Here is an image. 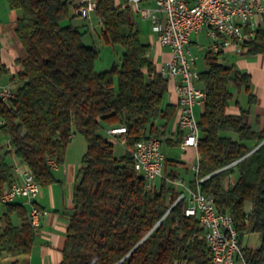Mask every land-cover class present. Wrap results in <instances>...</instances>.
<instances>
[{"label":"trees","instance_id":"trees-1","mask_svg":"<svg viewBox=\"0 0 264 264\" xmlns=\"http://www.w3.org/2000/svg\"><path fill=\"white\" fill-rule=\"evenodd\" d=\"M6 3L19 13L15 33L26 56L11 77L14 98L0 102V134L8 148L0 154V199L15 183V165L25 166L39 187L51 184L48 161L63 163L76 132L86 150L60 264H211L203 228L184 215L183 201L175 203L180 190L168 180L176 176L147 190L133 167L135 144L151 136L162 142L178 104L162 106L168 80L156 70L127 1L94 0L101 38L123 48L119 63L102 71L94 70L98 52L83 44V33L60 26L70 18L68 0ZM79 7L73 5L75 15ZM241 48L248 55L264 54V28ZM220 55L205 51L198 77L205 99L198 118L197 173L188 186H198L216 212L231 217L245 264H264V120L258 129L251 125L256 99L250 76L220 61ZM5 74L0 63V82ZM242 89L247 108L229 114L234 93ZM116 127L126 129L120 156L101 134ZM181 135L164 141L178 146ZM10 154L15 165L6 159ZM251 234L259 237L255 249L242 245ZM36 235L22 204L0 202V258L29 254Z\"/></svg>","mask_w":264,"mask_h":264},{"label":"built area","instance_id":"built-area-1","mask_svg":"<svg viewBox=\"0 0 264 264\" xmlns=\"http://www.w3.org/2000/svg\"><path fill=\"white\" fill-rule=\"evenodd\" d=\"M133 12L141 18L152 21V31L156 41L162 48H167L170 58L161 69V74L177 80L176 94L178 98L177 128L182 134L181 149L196 148L199 137L198 119L194 108L202 105L205 93L198 83L199 73L196 71L197 57L190 48L193 36L205 32L209 39L205 51L219 53L231 45L240 46L253 39L256 29V18L264 17V2L261 0H153V7L143 6L144 0H126ZM76 15L80 19H89L95 8L94 0H81ZM161 15L162 20H158ZM15 91L10 84L0 85V102L7 103L14 98ZM125 127L111 128L107 134L125 141ZM134 170L145 181V188L152 190L156 181L162 177L165 157L161 150L159 138L151 136L137 142L132 152ZM51 169L57 164L49 160ZM197 173V165L193 167ZM14 172L20 180L15 181L1 196V204L12 203L23 198L29 205L28 219L30 225L38 229L40 218L47 211L36 207L34 199L39 192L31 173L25 168ZM202 179L197 181L199 184ZM173 186L180 188L175 201L184 202V215L195 217L203 228V240L210 252V260L217 264L221 253H229L228 264H245L235 230L233 248L222 251V242L227 237L226 227H233L228 214L215 210L211 197L200 192L199 187L190 188L182 179L176 177L168 180Z\"/></svg>","mask_w":264,"mask_h":264},{"label":"crops","instance_id":"crops-1","mask_svg":"<svg viewBox=\"0 0 264 264\" xmlns=\"http://www.w3.org/2000/svg\"><path fill=\"white\" fill-rule=\"evenodd\" d=\"M81 0H78L74 5H79ZM264 2V0H261ZM143 6L153 7V0H144ZM0 63L6 69V74L2 77L0 85L10 84L15 89L16 84L11 81V77H15L21 70V66L18 64L19 61L23 60L26 56L25 50L18 40L15 27L16 21L19 18V13L8 7L6 0L3 7L0 2ZM137 16V15H136ZM138 17V16H137ZM139 21H147L149 24L148 33L146 31L139 30L140 37L146 36L150 40L146 44L150 45V57L155 64L156 70L161 73V69L164 67L165 62L170 58V52L167 48H162L156 41V34L152 31V21L148 18L138 17ZM78 19H80L78 17ZM158 20L161 21V15H158ZM140 21V22H141ZM264 28V17L256 18V29ZM255 29V30H256ZM202 36L205 38L206 47L209 39L205 32H202L196 36H193L190 41V48L201 50L202 46L198 42V38ZM151 38H154L151 41ZM153 42V43H152ZM228 54H236L238 58L235 61V66L246 72L250 76V92L255 97L256 102L251 106V114L254 118L256 125H260L264 120V54L248 55L239 46L231 45L228 48L221 51L220 59L225 62V57ZM197 57V56H196ZM198 59V58H197ZM226 63V62H225ZM167 92L163 97L162 106L174 105L177 106L178 98L176 94L177 80L167 77ZM239 104L231 103L227 109L229 114L239 113ZM202 112V105H198L194 108L196 118ZM177 116L176 114L167 125L165 130L164 140H170L174 142L179 137V130L177 128ZM257 121V122H256ZM81 136V135H80ZM110 136V135H109ZM114 139V137L110 136ZM74 138V139H73ZM74 135L70 138L72 144L66 147V153L64 156L63 163L57 165L56 168L51 170L53 182L47 186L39 187L37 197L34 199L33 204L47 211V214L40 218V225L37 229V235L29 254L10 256L4 254L0 258V264H60L62 261V251L65 243V234L68 227L69 217L73 211V200L72 192L73 186L76 182V177L79 169L82 165V157L86 150V142L83 138V143L80 139H75ZM182 140V135L180 136ZM85 143V146L83 145ZM121 143V142H120ZM124 145V143H121ZM169 145V144H167ZM162 146V142H161ZM172 146V145H169ZM177 147L181 152L180 160H169L165 157L162 177L172 175L182 179L183 183H188L194 178L195 172L193 167L197 165V150L196 148L181 149ZM0 143V154L6 151ZM11 165H15L13 156ZM164 161V162H165ZM166 167H169L167 171ZM26 167L18 165L19 171H23ZM15 181H19L20 177L17 172H14ZM161 178L156 181V185L160 183ZM177 190L180 188L176 187ZM14 202L22 204L27 213L29 211V205L25 203L23 198H18ZM12 222L16 225L20 224V220L13 216ZM242 245L255 249L259 245V237L257 234H251L246 236Z\"/></svg>","mask_w":264,"mask_h":264},{"label":"rangeland","instance_id":"rangeland-1","mask_svg":"<svg viewBox=\"0 0 264 264\" xmlns=\"http://www.w3.org/2000/svg\"><path fill=\"white\" fill-rule=\"evenodd\" d=\"M78 0H68V7L70 11V18L67 20H64L60 23V26H73L78 29L81 33H83L82 42L84 45L94 48L98 52V57L94 65L95 71H102L109 69L113 64H118L121 53L123 52V48L119 45H112L110 43H106L100 36L101 26L99 25L98 19L96 16L92 13L89 17V19H78V17L75 15V11L73 10V5ZM3 7L5 5V0H0ZM1 9V7H0ZM141 21V20H140ZM139 21V18L135 15V23L137 28L142 31H146L148 33L149 24L147 21ZM141 41L143 43H146L150 39L146 36L140 37ZM154 38H151V41H153ZM198 42L201 44L202 49L196 50L192 49V52L195 56H197L196 61V71L197 73H200L205 69V63H204V53H205V46H206V40L204 37L200 36L198 38ZM153 43V42H152ZM225 62L227 64H234L235 61L238 58L236 54H228L225 57ZM222 61V60H220ZM238 102L239 106L243 109L247 108V95L244 93L243 89L239 93H234V99L232 101ZM251 125L254 127V129H258L260 125H256L254 122V118L251 114ZM169 127V125H168ZM101 134L114 144V152L116 156H120L124 153V145L120 143V140L117 138H111L104 130L101 132ZM72 135L76 137L75 139H80L81 143H83V138L76 132H74ZM74 139V138H73ZM72 139V140H73ZM72 140L69 139L67 143V147L72 144ZM0 143L3 145V149H5L7 144V138L5 136H2L0 134ZM85 146V143L83 144ZM161 150L163 155L166 156L169 160H180L182 152L177 147H172L166 144V142L162 141ZM8 163H12L13 159L10 155L7 156ZM167 171L169 170V167H166Z\"/></svg>","mask_w":264,"mask_h":264},{"label":"bare ground","instance_id":"bare-ground-1","mask_svg":"<svg viewBox=\"0 0 264 264\" xmlns=\"http://www.w3.org/2000/svg\"><path fill=\"white\" fill-rule=\"evenodd\" d=\"M227 237L222 242V251H231L233 248V239H235L234 227H226ZM229 253H221L217 259V264H228ZM211 264L212 260H211Z\"/></svg>","mask_w":264,"mask_h":264},{"label":"water","instance_id":"water-1","mask_svg":"<svg viewBox=\"0 0 264 264\" xmlns=\"http://www.w3.org/2000/svg\"><path fill=\"white\" fill-rule=\"evenodd\" d=\"M254 150H255V149H254ZM252 151H253V150H252ZM252 151H251V152H252ZM251 152H250V153H251ZM234 163H235V162H234ZM232 164H233V163H232ZM175 203H176V202H175ZM175 203H174V204H175ZM165 215H166V214H165Z\"/></svg>","mask_w":264,"mask_h":264}]
</instances>
